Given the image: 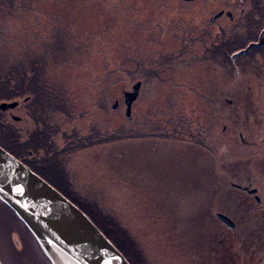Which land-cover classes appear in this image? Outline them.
<instances>
[{
    "label": "rangeland",
    "instance_id": "rangeland-1",
    "mask_svg": "<svg viewBox=\"0 0 264 264\" xmlns=\"http://www.w3.org/2000/svg\"><path fill=\"white\" fill-rule=\"evenodd\" d=\"M112 1L113 0H58L55 2V8L49 5L48 17L52 15L53 20L49 18L51 19V21H49L47 17V28L37 27L34 24L31 25L33 52L31 68L37 69L39 77L46 79L45 81L47 82L52 81L54 78H61L67 84L70 91L83 94L84 92L87 93V90L90 92L97 91V87L94 86V81H98L99 77L103 75H108L110 71L113 72L110 75L111 79L117 78L118 75L113 71L116 69H121L120 72L124 69L131 72L136 71L137 64H129L126 60L127 56L130 57L131 53H134L132 45L140 46V48L142 46L144 59L141 58L140 60H143L145 65H152V60H159L167 56L166 53H173V57L168 64L162 63L160 66L156 67L158 68V73H156L159 77H153L148 83L145 81L143 82L142 87L139 89L138 102L134 104V108H137V111L136 115L133 111V122H137L139 117L146 122V136L149 139L151 138L149 132L155 131L157 126L160 127V130L164 129L163 127L168 128V130H174L175 124L171 118L172 116H176L180 110L179 106H172L170 103L166 104L165 99L167 95L164 93V90L166 88L171 89L170 93L175 91L172 93V96L176 99L178 98L180 103V95L178 92L179 90L182 91L184 86L187 85V94L185 96L187 99L184 102L182 101L185 106V109L181 110L183 119L176 124V126H178L177 129L182 130L184 128L183 131L184 133L186 132V134L178 139L169 137L167 139L161 138L159 142H142L140 139L143 136L140 135L141 131L139 126L138 131L131 137L135 139V143L132 144L128 138L124 148L121 150L124 155V163L138 164L140 170H144L148 162H151L152 168L155 171L154 174H156L155 178L157 179L163 178L165 175H171L170 173H173L172 171L182 172L181 166L183 167V171L187 172L190 168V163L187 159V151L184 149L187 145V138L189 140V137H187V130H197L196 127H198L202 142L197 144L199 147L195 150H199L201 153V160L203 161L204 168L207 166L208 169H212L217 166L215 169L217 173L219 169L221 171L220 174L227 173L232 168V165L225 163L223 166H218L225 160H232L234 156L243 154L246 156L250 148L243 145L240 141L232 140L227 132L223 135L221 134L222 123L228 121L225 117L227 116L225 112L228 110V104L225 103V100L214 105V109L219 111V113V108L221 109V114L219 115L217 112L213 111L210 108V104L207 103V97L212 103L214 100L213 98L219 100V96L223 89L230 90L228 96L231 98V91L235 85L234 67L231 69L229 67L227 69L218 67L217 64H212L213 61L211 59L216 53V61L218 64L221 63L222 55L220 54L219 45L222 44L223 41H227V44H230L231 42L228 38H235V36H238L237 34L240 33L241 37L238 39L239 42L243 41L242 43H246L245 39L252 40L253 37L256 36L257 33L250 36L244 24L249 15V13H246V5L250 4V0H165L171 9H173V4H177L174 12L167 11V7H162L158 4L161 3V1L124 0V2L118 1L116 4ZM242 5L243 7L245 6V9L241 17L238 12ZM222 7L229 10L231 15H234V18L231 20L232 22L229 24L228 22L230 19L224 16L217 18V23L220 27L217 25L211 27L208 24L210 17ZM56 10H58V12H56ZM196 10H200L201 12L197 16H195ZM192 15L194 16L192 17ZM198 16L201 18H198ZM202 16L204 18H202ZM258 17V19L261 18L260 16ZM184 18L187 19V25L191 24V26L187 28V38L182 39L175 34L178 31L179 33H184L186 31V27L183 26L185 24ZM200 20L202 22L198 23ZM196 22L198 24H196ZM106 26H109L110 30L106 31ZM97 28H99L98 31L96 30ZM173 35L176 37H173ZM42 37H46V39L41 40ZM45 42H48L46 46L47 60H43L40 52V45H43ZM112 42H122L123 47L121 49L113 47L111 44ZM236 51H230V53H228L229 60H231L230 55ZM181 52H187V59ZM124 57H126V59H123ZM245 57L247 56L238 58L239 66L236 67V69L240 67L241 70L238 82L243 80V85L251 84L256 94H260V91L264 94V70L259 69V72H262L260 74L251 73L250 70H256L257 68L255 65H258L259 62L257 60L254 61V56H252L250 60L252 68L246 67L245 60L247 58ZM122 59L123 64L120 61ZM152 67L153 66H148L149 69H152ZM192 71H194V87L186 84L187 74H189L191 78ZM144 73H146V71L142 68L141 74L144 75ZM216 76H222L220 80L223 84H215L214 80L211 81L207 78L210 77L214 79ZM255 76L257 77L255 78ZM56 82L62 83L61 80H57ZM164 82H168L169 85H166ZM134 83V80L130 81L126 78L113 82L112 88H117V90H114L113 95L110 96V103L112 104L115 100H118L119 107L114 110L116 111L114 116H109L108 113H104L102 115L103 117L100 116V121H102V123L112 127L119 126L123 129L124 108L121 104V91L124 88L131 89ZM205 86L207 87L205 88ZM198 87H202L199 91H201L205 97L203 96L200 101L196 100L194 103H191L192 106H195L197 102L199 104V109L193 110L191 105L187 104V101L191 102V90ZM243 95H246L245 91ZM243 95L240 94V97L244 100ZM18 99L21 100L22 98ZM195 99L196 97H192V100ZM253 99L262 101L261 106H263V96L259 95L256 97L255 95ZM160 100L163 104L160 103ZM157 103H159L160 106ZM26 108L25 105L19 106V108L15 110L14 115L28 122L30 118H26ZM138 108L141 109V113ZM185 111L188 113L187 117L184 115ZM192 112H194L193 118H191ZM197 115H200V117H197ZM197 119L199 121H195ZM207 121H209L207 123L208 127L203 128L202 124ZM198 122H201V125L195 124ZM219 123V128H216V125ZM89 126L90 124H83L86 130L89 129ZM130 127H136V125L131 124ZM163 135L164 134L161 133L159 137H163ZM205 135L206 137H204ZM103 153H105L104 150L98 151L95 153L96 155L93 154L94 156L88 157L87 154L79 151L73 153V151L67 150V152H63L58 156L57 162L62 161L67 164L69 168L68 171L72 173L75 182L78 183V185H82L84 183L83 181H85V173L89 174L88 169L93 166L101 165L96 159ZM211 156H217V162H215ZM59 172L60 174H56ZM92 173L94 174V180H102L99 175L103 173V171L92 170ZM204 173L205 175L208 174L206 171H204ZM55 174L63 179L67 178V180L70 181L68 172L61 168V164L59 168H55ZM174 174L175 179H173L168 186L172 188L175 184V188L179 187L187 191V184L181 182L180 178L176 179L177 175L176 173ZM211 174L213 173H210V176ZM214 175V177L217 178L218 174L216 175V173H214ZM222 177L225 178L226 175ZM218 179H220L219 175ZM216 181H214L211 176L209 183L203 184L205 186H202V182H196V184L200 186V196L191 197L190 201L185 197V200H182L184 202L187 201L185 204H190L192 208L190 215L187 212V238L194 235L197 241L193 248L191 245H187V251H190L192 255L195 253L197 247H201L203 216H211V214L216 211L215 209L219 208L216 204L217 201L214 199L213 201L211 200L212 202H205V197L212 196V193L208 195L205 194L206 189L211 190L214 187V183L216 184ZM124 183H128L126 178ZM96 184L99 183L96 182ZM162 185L167 186L164 184V181ZM125 202L127 201L125 200ZM0 216L12 215L6 209H1ZM143 223L142 221H138V223L132 222V225L137 227L135 229V234L141 238L146 234L145 229L147 228ZM16 226L17 224H14L12 227L6 228L3 221H0V244L2 245L0 246V259L2 258L5 264L11 263L5 259L2 252L8 251L10 254L14 253L12 252L13 240L10 234L13 230L18 234L19 240L23 243V245L16 246L20 251H25L26 244L28 243L27 235ZM148 241L150 242L147 245L149 246L150 252H152L155 264H186L183 255H180L179 252L169 247V244L162 241L161 238L150 237ZM31 246L32 248L28 245L27 250L28 253L33 255L34 263L26 256L21 258V262L23 264H49L45 258L39 256L40 254L35 251L33 245Z\"/></svg>",
    "mask_w": 264,
    "mask_h": 264
},
{
    "label": "trees",
    "instance_id": "trees-1",
    "mask_svg": "<svg viewBox=\"0 0 264 264\" xmlns=\"http://www.w3.org/2000/svg\"><path fill=\"white\" fill-rule=\"evenodd\" d=\"M118 1L124 2V0H113L112 2L116 4ZM154 1H161V3L158 4L162 7L168 6L165 0ZM255 4H257V6L260 4L264 6V0H257ZM246 7V13H248L249 6L246 5ZM170 11L174 12V10ZM239 15L242 17V13H239ZM262 15L263 13L258 16L262 17ZM49 16L48 20H53V16ZM249 18L250 16L248 15L244 24L250 36H252V34H256L260 28L264 27V22L263 20L259 22L255 21L256 23L250 22L251 18ZM231 22L232 21L229 20L228 23L230 24ZM106 27V31L110 30L109 26ZM98 29L99 28L96 30L98 31ZM237 35L238 36H235V38H228L231 42L230 44H227V41H223V43L219 45L220 54L222 55L221 63L218 64L216 61L215 53L211 59L214 62H212V64H217L218 67L224 69L228 67L231 69L234 67L236 70V67L239 66L238 58L247 56L245 57L247 58L245 60V66L252 68L250 60L252 56H254L253 60H257L259 64L255 65L257 68L256 70L253 69L250 70V72L256 74L262 73L259 72V69L264 70V47H252L246 54L235 57L234 61L228 59V53H230V51L239 50L251 41V39H245L247 44L242 43L243 41L239 42L238 39L241 35L240 33ZM111 44L118 49L123 47L122 42H112ZM132 49L134 53H131L130 57L127 56V59L126 57L123 59H126L127 62L132 65L136 63V68H140V74L142 68L146 73L140 75L137 71L131 72L128 70L125 72L126 69H124L120 72L121 69L113 70L118 75L117 78L120 77L119 79L126 78L130 81L140 79L148 83L153 77H159V75H157L158 68L156 67L160 66L162 63L168 64L173 57V53L165 52L167 56L159 60H152V65H145L143 60H140L141 58L144 59L142 46L140 48V46L132 45ZM181 54L184 53L181 52ZM123 59L120 60L122 64ZM17 61H0V102L22 98L21 100L18 99L20 100V106L25 105L27 107L26 118H30V120H28V122L23 118H21L19 122L8 120L3 116L0 110V146L17 158H27L25 162L85 212L130 264H155L152 252H150L149 246L147 245L150 242L148 241L150 237L161 238L162 241L169 244V247L179 252L180 255H183L186 261L185 263L187 264V245H191L193 248L197 241L194 235L187 238V212L190 215L192 208L190 204H185L187 201L184 202L182 200L185 197L190 201L191 197L200 196V186L196 184V182H202V186H205L203 184L209 183L211 176L214 181L217 180V178L214 177L216 170L214 171L213 168L208 169L207 166L204 168L203 161L201 160V153L199 150H195L199 147L197 144L202 142L198 127H196L197 130H187V137H189V140L187 138V145L184 149L187 151V159L190 163L188 171L184 172L181 166L182 172L172 171L173 173H170L171 175H165L163 178L157 179L155 178L156 174H154L155 171L152 168L151 162H148L144 170H140L138 164L124 163V155L121 150L125 146V137L123 136L122 127H112L100 121V116L104 113H108L109 116H114L116 113V111L111 109L110 96L113 95L114 90H117V88H112L113 82L119 79H111L110 75L113 73L112 71H110L108 75L99 77L98 81H94V86L97 87V91L90 92L87 90V93L84 92L80 94V92L75 93L70 91L67 84L61 78H52V81L55 82L45 81L46 79L39 77L37 69L31 68V74L28 76L25 75L24 70L18 68L19 61L18 63ZM148 66L153 67L149 69ZM235 70L234 79L238 78L241 73L240 67L238 69L239 72L236 73ZM256 77L257 76H255V78ZM193 78L194 71H192L191 78L189 74H187L186 84L194 87ZM207 78L211 81L214 80L215 84L222 83L220 80L222 76H216L214 79L210 77ZM57 80H61L62 83L56 82ZM164 83L169 85L168 82ZM239 85L241 88L246 87L247 89L249 86H252L251 84L243 85V80L239 82ZM201 89L202 87H198L191 90V102L187 101V104L191 105L193 110H198L199 104L197 102L195 106H192L191 103H194L196 100L200 101L204 96L203 93L199 91ZM170 90L171 89L168 88L164 90V93L167 95L165 102L166 104L170 103L172 106H179L180 111L176 116H172L171 118L175 124V129L171 130L173 132L170 135L165 134L161 138L167 139L170 137L178 139L186 134V132L184 133L183 131L184 128L178 130L176 124L183 119L181 110L185 109L183 102L187 99L185 98L187 94V85L184 86L182 91L179 90L178 92L180 95V103L178 98L176 99L172 96V93L175 91L170 93ZM223 91L230 92L229 89H223ZM25 97H28L27 101L24 100ZM192 97H196V99L192 100ZM206 99L209 104L211 101H209L208 97ZM244 99L246 100V98ZM160 103L163 104L161 100ZM227 107L228 110L225 112V115L228 117L234 116V106L229 105ZM210 108L215 111L212 104H210ZM192 113L191 118L194 117V112ZM187 114V111H185L184 115H186V117ZM197 117H200V115H197ZM195 121L199 120L197 119ZM84 123L87 125L90 124L89 129L86 130L83 127ZM195 124L201 125V122ZM132 136L133 135H130L128 138L130 142L134 144L135 139H132ZM67 150H71L73 153L79 151L87 154L88 157L94 156L93 154L102 150H104L105 153L100 154L96 159L101 165L89 168V174L85 173L84 183L78 185L72 173L68 171L69 168L67 164L62 161L57 162L58 156L63 152H67ZM32 158L37 163L38 160L45 163V169L44 164L37 165V167L34 168V164L31 162L33 161ZM60 164L61 168L68 172L70 181L67 180V178L63 179L56 175L60 174V172L55 174V168H59ZM216 168L217 166L215 169ZM92 170L103 171V173L99 175L102 180H94ZM204 171L208 174L205 175ZM174 173L177 175L176 179L180 178L181 182L187 184V191L183 188H175V184L172 188L168 186L170 182L175 179ZM210 173L213 174L210 176ZM125 178L128 181L127 184L124 183ZM222 179L224 178L222 177ZM162 180L167 186L162 185ZM96 182L99 184H96ZM125 200L127 202H125ZM1 209H6L12 215L0 216V221H3L6 228L17 224L16 227L21 229L28 237L25 251H20L16 246L21 245V243L17 241L15 244V240H13L12 252L14 253L10 254L8 251L2 252L5 259L11 264H23L21 258L26 256L34 263L33 255L28 253L27 250L28 245H30L31 248V245H33L35 251L40 254L39 256L47 260L23 222L9 207L0 201V212ZM138 221L144 222L143 224L147 227L145 229L146 234L143 238L135 234V229L137 227L132 225V222L138 223ZM12 239H14V236ZM0 246L2 245L0 244ZM199 249L200 247H197L195 250L197 255H199ZM2 262L5 264L4 260ZM47 262L50 264L48 260Z\"/></svg>",
    "mask_w": 264,
    "mask_h": 264
},
{
    "label": "flooded vegetation",
    "instance_id": "flooded-vegetation-1",
    "mask_svg": "<svg viewBox=\"0 0 264 264\" xmlns=\"http://www.w3.org/2000/svg\"><path fill=\"white\" fill-rule=\"evenodd\" d=\"M57 1L58 0H0V61L12 60L15 62L18 60V68L23 69L25 75H30L33 54L31 25L34 24L37 27L47 28L48 7L51 5L55 8V2ZM256 2L257 0H250V4L248 5V13L251 18L250 22L254 23H256L255 21H264V6L261 4L257 6V4H255ZM176 5L177 4L172 5L173 9H171L170 6L165 7H167L169 11H175ZM244 9L245 6L243 7L242 5L238 13H242ZM200 10H196L195 16L201 13ZM56 12H58V10H56ZM262 13V17L258 19V15ZM217 15L219 16L215 17ZM193 16L194 15H192V17ZM224 16L228 17L230 20L234 18V15H231L229 10L222 7L210 17L208 24L211 27L216 25L220 27L217 23V18ZM198 18L201 17L198 16ZM202 18L204 17L202 16ZM184 22L185 24L183 26L186 27V31L184 33H179L178 31L175 34L182 39L187 38V28L191 26V24L187 25L186 18H184ZM199 22L201 23L202 21L200 20L198 23ZM198 23L196 22V24ZM262 28L257 31L256 36H254L251 41H256L258 39V35ZM175 35H173V37H176ZM45 39L46 37L41 38V40ZM47 43L48 42H45L43 45H40L41 57L43 60H47ZM260 47H264V45ZM183 55H185L187 59V52ZM126 71L127 69L125 72ZM136 71L140 73V68H136ZM235 71L236 73L239 72L238 69ZM134 81H140V89L143 85V81L140 79ZM234 84V88H232L231 91V98L228 96L229 92L221 91L219 100L214 99L213 103L210 102L209 104H212L214 107L216 103L225 100L228 106H234L235 115L232 117L225 116L228 121L222 123L221 134L223 135L225 132L229 133V137L232 140L240 141L246 147L249 146L250 149L247 154L248 156H244V154L234 156L232 160H225L222 164L219 163V167L227 163L232 165V168L227 173L220 174V169L218 173L216 171V175H219V181L221 182L218 181L217 175V181L216 184L214 183L212 190L209 191L206 189L205 194L208 195L212 193V196L205 197V202L213 201L214 199L217 201L216 204L219 208L215 209L216 211L212 213L211 216H203V226L201 230L202 240L199 255H197L196 252L192 255L190 251H187V264H264V103L263 106H261L262 101L253 99L255 95L256 97L259 95L264 97V94H262L259 89L260 94H256L253 86H249L248 89L246 87L241 88L238 78L234 79ZM131 89L124 88L121 91V104L124 108V141L126 142L130 135L138 131L139 126L141 131L140 135L143 136L140 139L142 142H159V140H161V137H159L161 133L170 135L172 133L171 130H168L166 127L160 130V127L157 126L155 131L149 132V136L151 137L149 139L146 136V122L140 117L137 122H133V111L135 115L137 111V108H134V104L138 102L139 93L132 102L130 119L126 117L124 92ZM244 91L246 92L245 96L243 95ZM239 94H242L243 98H246V100L240 98ZM24 100L27 101L28 97H25ZM12 101H17L14 107L0 110L3 116L8 120L19 122L21 118L17 115L15 116L14 113L20 106V100L14 99ZM157 104L160 106L159 103ZM138 109L141 113V109ZM219 110L220 113L215 109L218 115L221 114V109L219 108ZM208 122L209 121L203 123L202 127L207 128ZM131 124H135L136 127H130ZM219 126L220 123L216 125V128H219ZM204 137H206V135ZM211 157L217 162V156ZM33 158L31 162H33L34 168H36L37 165L44 164L45 169V163L41 160H38L37 163ZM17 159L26 164L31 170H35L25 162L27 158ZM213 169L215 171V168ZM225 175L226 179L224 178L221 180V177ZM46 181L49 183L48 180ZM62 194L64 195V193ZM218 213L225 216H218ZM10 234L11 238L14 236L12 240H15V244L19 241L22 245L18 234L14 232V230Z\"/></svg>",
    "mask_w": 264,
    "mask_h": 264
},
{
    "label": "water",
    "instance_id": "water-1",
    "mask_svg": "<svg viewBox=\"0 0 264 264\" xmlns=\"http://www.w3.org/2000/svg\"><path fill=\"white\" fill-rule=\"evenodd\" d=\"M261 45H264V27L258 39L232 53L231 60ZM139 87L140 81H136L131 90L124 92L128 119ZM16 104L17 101L1 102L0 109ZM117 107L115 100L111 109ZM0 201L23 222L50 264H130L85 212L2 146ZM0 264H3L1 259Z\"/></svg>",
    "mask_w": 264,
    "mask_h": 264
}]
</instances>
